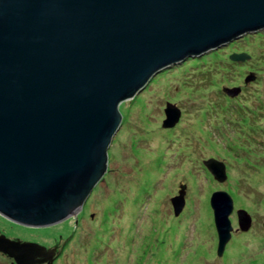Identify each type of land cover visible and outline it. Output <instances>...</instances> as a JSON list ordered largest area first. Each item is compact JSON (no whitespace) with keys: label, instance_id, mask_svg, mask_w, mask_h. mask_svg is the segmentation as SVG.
<instances>
[{"label":"water","instance_id":"1","mask_svg":"<svg viewBox=\"0 0 264 264\" xmlns=\"http://www.w3.org/2000/svg\"><path fill=\"white\" fill-rule=\"evenodd\" d=\"M264 29V0H0V214L46 227L77 215L108 169L120 105L160 71ZM246 53L230 59L244 61ZM164 127L181 111L168 103ZM204 164L227 178L223 161ZM185 186L172 199L185 206ZM222 255L234 200L211 198ZM248 231L252 216L237 211ZM18 264H52L57 247L0 239Z\"/></svg>","mask_w":264,"mask_h":264},{"label":"rangeland","instance_id":"2","mask_svg":"<svg viewBox=\"0 0 264 264\" xmlns=\"http://www.w3.org/2000/svg\"><path fill=\"white\" fill-rule=\"evenodd\" d=\"M235 53L250 58L233 61ZM168 103L181 111L172 128L164 127ZM120 109L107 172L83 209L46 227L1 216L2 232L57 247L52 264H264V29L160 71ZM211 158L225 163L224 182L204 164ZM182 186L186 202L176 216L172 199ZM216 191L235 206L222 255ZM239 209L252 216L248 231Z\"/></svg>","mask_w":264,"mask_h":264},{"label":"flooded vegetation","instance_id":"3","mask_svg":"<svg viewBox=\"0 0 264 264\" xmlns=\"http://www.w3.org/2000/svg\"><path fill=\"white\" fill-rule=\"evenodd\" d=\"M1 216L4 217L2 214H0V217H1ZM4 218H5L6 220H9V221L13 222V223H16V222H14V221H12V220L6 218V217H4ZM16 224H18V223H16ZM4 236H5L6 238L10 239V240H21V241H24V240H22V239H20V238H11V237H9L8 235L4 234V233L2 232V230L0 229V239L2 240V237H4ZM28 242H30V241H28ZM3 257L6 258V261H7V260H11V264H18V261L16 260L15 257L10 256L8 253L4 252L3 250H0V264H3V261H2ZM42 264H47V262L42 263Z\"/></svg>","mask_w":264,"mask_h":264}]
</instances>
